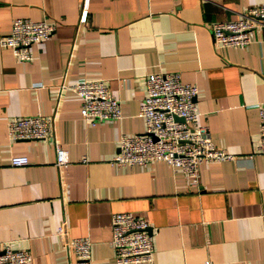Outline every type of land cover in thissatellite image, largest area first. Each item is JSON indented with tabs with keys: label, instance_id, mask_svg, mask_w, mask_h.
Listing matches in <instances>:
<instances>
[{
	"label": "crops",
	"instance_id": "crops-1",
	"mask_svg": "<svg viewBox=\"0 0 264 264\" xmlns=\"http://www.w3.org/2000/svg\"><path fill=\"white\" fill-rule=\"evenodd\" d=\"M81 1L0 0V36L15 17L53 26L30 60L0 46V241L30 264H75L66 240L84 236L90 264H114L110 217L129 212L148 222L153 245L149 261L130 264H264V155L251 153L264 27L241 48L214 46L209 30L264 0H88L79 22ZM158 71L197 87V121L231 159L201 162L195 179L162 160L108 163L121 134L143 131L145 78ZM80 76L106 82L119 119L84 122L70 89ZM34 114L53 116L65 164H54L50 141L8 138L9 118ZM14 155L27 164L11 165Z\"/></svg>",
	"mask_w": 264,
	"mask_h": 264
},
{
	"label": "built area",
	"instance_id": "built-area-1",
	"mask_svg": "<svg viewBox=\"0 0 264 264\" xmlns=\"http://www.w3.org/2000/svg\"><path fill=\"white\" fill-rule=\"evenodd\" d=\"M87 6L88 0H82L79 22H84ZM263 27L264 4H261L247 7L235 19L213 22L209 30L214 46L241 48L257 40ZM52 32L53 26L44 20L15 17L10 22L9 31L0 36V46L9 48L15 59L27 61L31 58L30 45L45 41ZM70 89L79 102V114L88 125L121 117L119 100L109 91L104 80L80 76ZM197 91L195 85L182 82L178 72L148 74L145 93L138 107L143 131L121 134L117 139V150L108 163L117 167H146L151 162L162 160L173 171L195 179L201 162L231 159L230 153L215 146L208 128L198 123ZM256 108L259 124L257 141L251 153L264 155V102L256 104ZM174 116L181 117L182 121L175 120ZM53 120L52 115L43 114L11 117L6 123L8 138L50 141L55 152L54 164L63 165L67 162V152L55 139ZM9 162L14 166H23L28 161L25 155H14ZM148 227V222L141 216L129 212L111 214L109 243L113 249L114 264L150 260L153 245ZM66 246L75 255V264H90V241L87 237L68 238ZM30 262L31 255L26 250L0 241V264Z\"/></svg>",
	"mask_w": 264,
	"mask_h": 264
},
{
	"label": "water",
	"instance_id": "water-1",
	"mask_svg": "<svg viewBox=\"0 0 264 264\" xmlns=\"http://www.w3.org/2000/svg\"><path fill=\"white\" fill-rule=\"evenodd\" d=\"M174 119H175V120H178V121H182V118H181V117H176V116H174ZM147 230H148V232L150 233V228H148Z\"/></svg>",
	"mask_w": 264,
	"mask_h": 264
}]
</instances>
